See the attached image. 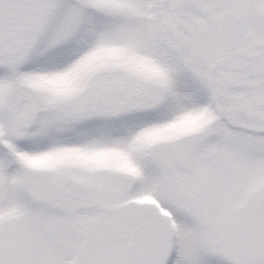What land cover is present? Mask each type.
Masks as SVG:
<instances>
[{
  "label": "snow or ice",
  "instance_id": "snow-or-ice-1",
  "mask_svg": "<svg viewBox=\"0 0 264 264\" xmlns=\"http://www.w3.org/2000/svg\"><path fill=\"white\" fill-rule=\"evenodd\" d=\"M0 264H264V0H0Z\"/></svg>",
  "mask_w": 264,
  "mask_h": 264
}]
</instances>
